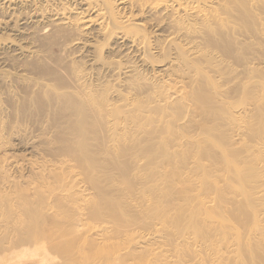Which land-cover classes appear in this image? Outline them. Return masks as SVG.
Instances as JSON below:
<instances>
[{
    "label": "bare ground",
    "instance_id": "obj_1",
    "mask_svg": "<svg viewBox=\"0 0 264 264\" xmlns=\"http://www.w3.org/2000/svg\"><path fill=\"white\" fill-rule=\"evenodd\" d=\"M0 20V264H264V0Z\"/></svg>",
    "mask_w": 264,
    "mask_h": 264
},
{
    "label": "rangeland",
    "instance_id": "obj_2",
    "mask_svg": "<svg viewBox=\"0 0 264 264\" xmlns=\"http://www.w3.org/2000/svg\"><path fill=\"white\" fill-rule=\"evenodd\" d=\"M10 8H11V7H10ZM6 17H7L6 19H8V16H7V15H6ZM2 20H3V19H2ZM2 20H0V24H1L2 22L6 21V20H4V21H2ZM2 65H3V64H0V66H2ZM4 67H5V66H4ZM5 68H7V70H11V71L13 70V69H10L11 66H8V65H6ZM8 68H9V69H8ZM16 146H17V145H14L15 148H14L13 150H14L18 155H19V154H20V155H21V154H22V155H26V154H27V156L30 155V153H29L30 150H29V149L25 148L24 146H23V148H25V149H23V148H22L21 146H19V145H18L17 147H16ZM18 148H19L21 151H20ZM15 149H16V150H15ZM23 150H24V151H23ZM27 150H28V151H27ZM25 151H27V152H26V153H23V152H25ZM19 152H20V153H19ZM28 153H29V154H28Z\"/></svg>",
    "mask_w": 264,
    "mask_h": 264
}]
</instances>
